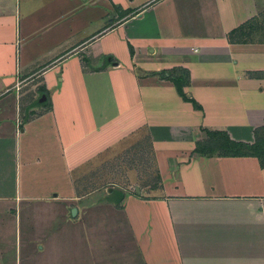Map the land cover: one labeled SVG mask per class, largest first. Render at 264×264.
Segmentation results:
<instances>
[{
    "label": "crops",
    "instance_id": "1",
    "mask_svg": "<svg viewBox=\"0 0 264 264\" xmlns=\"http://www.w3.org/2000/svg\"><path fill=\"white\" fill-rule=\"evenodd\" d=\"M263 129L264 0H0V264H264Z\"/></svg>",
    "mask_w": 264,
    "mask_h": 264
},
{
    "label": "rangeland",
    "instance_id": "2",
    "mask_svg": "<svg viewBox=\"0 0 264 264\" xmlns=\"http://www.w3.org/2000/svg\"><path fill=\"white\" fill-rule=\"evenodd\" d=\"M259 135L264 140V129L259 132ZM118 164V171L120 174H124L126 171H128L127 165L134 164L137 168L139 165H141L138 161L133 162L131 161H125L124 160H118L117 162L114 161V164ZM138 165V166H137ZM142 169V168H139ZM140 174H144L146 177V174L141 171ZM151 177V176H150ZM148 177V178H150ZM154 177H152L153 179ZM115 179H118L115 177ZM144 182H146L147 178H144ZM114 185H119L117 180L114 181ZM103 208V216H102V232H101V242L103 243V261L104 264H120L121 261L117 260L115 261V258L113 257L115 252H118L119 249L117 248L121 246V243H125L127 238L125 233H127V229L124 226L123 218L120 217L116 213V211L106 205L102 206ZM123 223V224H122ZM120 245V246H119ZM122 256V255H121ZM125 259L124 257H122ZM112 260H114L116 263H113Z\"/></svg>",
    "mask_w": 264,
    "mask_h": 264
},
{
    "label": "trees",
    "instance_id": "3",
    "mask_svg": "<svg viewBox=\"0 0 264 264\" xmlns=\"http://www.w3.org/2000/svg\"><path fill=\"white\" fill-rule=\"evenodd\" d=\"M174 82L176 83L180 93L184 95V98L189 100L183 93L182 82L179 79H174ZM209 134L212 140L204 144V146L201 147L202 149L200 148L199 151L206 153L210 151H217L221 155L226 156H256L260 159L262 165L264 166V140L260 137L259 133L256 134V141L252 144L234 141L230 139L226 133L209 132ZM122 196L123 195L121 194L117 199V202L122 199Z\"/></svg>",
    "mask_w": 264,
    "mask_h": 264
}]
</instances>
